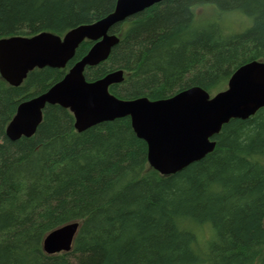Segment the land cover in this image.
Wrapping results in <instances>:
<instances>
[{
  "label": "trees",
  "instance_id": "1",
  "mask_svg": "<svg viewBox=\"0 0 264 264\" xmlns=\"http://www.w3.org/2000/svg\"><path fill=\"white\" fill-rule=\"evenodd\" d=\"M117 0H0V38L64 36L115 9ZM211 7L210 20L198 17ZM239 13L244 32L225 26ZM120 43L88 67V81L124 70L122 99L160 100L191 87L225 90L242 65L264 61V0H163L112 28ZM64 69H35L19 87L0 76V264H264V108L224 125L215 150L163 176L130 118L82 133L73 114L48 106L31 138L5 133L18 106L46 92ZM80 222L68 253L47 255L45 237ZM212 232L205 240L203 231ZM211 236V237H210Z\"/></svg>",
  "mask_w": 264,
  "mask_h": 264
},
{
  "label": "water",
  "instance_id": "2",
  "mask_svg": "<svg viewBox=\"0 0 264 264\" xmlns=\"http://www.w3.org/2000/svg\"><path fill=\"white\" fill-rule=\"evenodd\" d=\"M163 0H117L106 17L75 27L59 36L51 32L0 38V76L12 87L21 86L35 69H64L79 46L94 45L65 77L46 92L22 102L6 128L11 141L33 137L48 106L58 105L74 116L82 133L98 124L130 118L137 136L148 146V164L163 176L174 175L203 160L216 148L214 138L231 120H247L264 108V61H251L238 68L225 90L211 96L201 87L185 89L172 97L122 99L110 87L124 82V71L111 72L88 81L85 70L105 62L120 43L112 28ZM80 222L49 233L43 242L47 255L68 253Z\"/></svg>",
  "mask_w": 264,
  "mask_h": 264
},
{
  "label": "rangeland",
  "instance_id": "3",
  "mask_svg": "<svg viewBox=\"0 0 264 264\" xmlns=\"http://www.w3.org/2000/svg\"><path fill=\"white\" fill-rule=\"evenodd\" d=\"M214 16H215V10L211 7L202 8L198 12V17L206 19V20H210ZM251 23H252L251 19L246 18L239 13L230 14L229 17L225 18V22H224L228 30L238 32V33L244 32L245 30H247L251 26ZM225 88H227V86ZM209 234L213 235L211 231L207 232V230L206 231L204 230L201 233V239L206 241Z\"/></svg>",
  "mask_w": 264,
  "mask_h": 264
},
{
  "label": "flooded vegetation",
  "instance_id": "4",
  "mask_svg": "<svg viewBox=\"0 0 264 264\" xmlns=\"http://www.w3.org/2000/svg\"><path fill=\"white\" fill-rule=\"evenodd\" d=\"M128 20H129V19H128ZM126 21H127V20H126ZM126 21H124V22H126ZM124 22H123V23H124ZM120 24H122V23H120ZM118 25H119V24H118ZM109 34H114V33H112V31H110ZM116 35H117V34H116ZM117 36H118V35H117ZM93 45H94V43H93ZM88 52H89V51H88ZM86 70H87V69H86ZM86 70H85V73H86ZM69 71H70V70H69ZM69 71H68V72H69ZM116 71H117V70H116ZM123 71H124V70H123ZM68 72H67V73H68ZM113 72H114V71H113ZM67 73H66V74H67ZM64 77H65V76H64ZM85 77H86V76H85ZM124 77L126 78L125 71H124ZM228 82H229V81H228ZM227 86H228V84H227ZM178 93H179V92H178ZM178 93H177V94H178ZM215 95H216V94H215ZM211 96H212V95H211ZM213 96H214V95H213Z\"/></svg>",
  "mask_w": 264,
  "mask_h": 264
}]
</instances>
